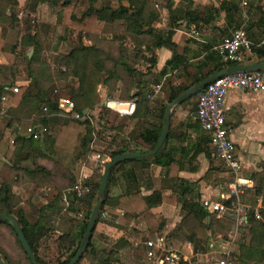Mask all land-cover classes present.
<instances>
[{"label": "trees", "instance_id": "1", "mask_svg": "<svg viewBox=\"0 0 264 264\" xmlns=\"http://www.w3.org/2000/svg\"><path fill=\"white\" fill-rule=\"evenodd\" d=\"M17 1L13 0L15 3ZM79 1L35 0L31 5L36 11L44 3H53L57 8V29L62 28L64 31L73 29L80 34L78 45L62 51L65 53L63 61L68 68L72 69L71 76L74 77L71 99L74 102L75 111L80 113L82 118H60L58 88L44 87L40 80L32 74H30V82L25 86H20L19 92H9L13 105L6 111L0 112V124L10 113L8 116L11 117L5 124V129L11 130L15 135L12 149L8 154L7 136L0 125V214L13 215L18 219L39 264H69L77 253L95 203L99 200V188L104 174L99 166H106L111 159L122 153H146L154 149L164 130L167 105L190 87L229 66L264 60V46H253L249 52H245L242 63H224L217 53H213L214 56L208 57L209 62L196 65L197 74L189 78L188 84L170 86L166 103H160L158 100L153 102L147 99L148 93H145V89L149 85L160 83L163 79L162 72L158 69L157 52L163 48L175 52L177 45L173 41V36L180 22L187 21V28L195 24L192 30L199 31L198 25L202 18L194 11L175 8V0H166L165 6L169 13L168 22L166 29L159 31L156 24L161 19V13L151 0H89L88 9L80 17L76 15ZM236 7V0L224 1L221 5V8L226 9L228 13ZM233 16H236V13H233ZM108 31L117 32L113 39L119 42L118 54L115 53L112 45L102 46V43L86 42L88 38L107 41L105 34ZM37 35V33L29 35L26 43L35 49L33 58H30L32 61L36 60L42 49V42ZM61 36L60 34L59 37ZM128 38L133 43L135 58L147 64L144 73L137 67L134 59L125 54L124 43ZM5 56L9 62H13V56L7 53ZM183 66L186 73L188 67ZM206 67L210 69L203 72ZM179 71L181 72L182 69ZM61 74H63L62 71ZM147 76H149L148 80L145 79ZM119 83L121 84L120 100L128 101L138 97L136 113L129 118L141 123L138 138L148 146V149L133 148L129 141L124 139L120 146L112 149L109 158L103 164L100 162L98 167L92 169L87 182L91 186V191L76 199L81 205H85L86 210L83 218L75 226L73 225L75 218L71 211H80L78 208L80 204H76L75 200L72 202V208H67L62 202L64 194L81 181L84 161L92 151L95 139L106 131L126 130L124 124L107 127V115L112 110L105 105L101 106L97 115L94 114L97 106L101 104L99 85L103 84L117 90ZM203 89L173 110L170 132L163 152L160 149L156 155L149 158H134L120 162L111 169L109 182L122 165L134 162L140 165V179L145 182L146 186L151 180L152 164L165 167L167 178L173 179V182L168 180L172 184L176 180L181 181L178 176L180 165L174 159L172 149H169L167 145L170 138L180 133L179 130L184 124L186 113L197 111L198 95ZM6 92V86L0 84V103ZM87 109L90 112L86 114ZM35 113L39 114L38 118L33 116ZM56 124H59V128L53 132L52 126ZM39 126L42 127L41 130ZM31 128L35 132L30 131ZM130 134L133 137V133L130 132ZM207 152L215 154L214 149H208ZM253 179L255 193L263 197L264 203V172L254 174ZM181 182L180 187L169 182L173 191L171 195H165L161 190L144 195L138 188L130 196H120L116 207L122 209L124 213L116 216L118 222L129 225L139 215L155 207L163 204L176 205L181 202L186 215L165 235L167 241L175 247L181 246L184 241H191L196 249L205 252L208 249L211 235L217 230H231L234 222L227 218L204 222L207 212L201 206L199 196L190 195L187 181L182 180ZM18 185L35 186L37 189H48L53 192L47 204L39 209V218L35 224L30 223L24 211L19 208L22 198L14 191V187ZM163 186H167L165 180ZM108 200L107 188L99 218L105 211ZM5 229L13 233L21 250V252L11 254L0 245V255L5 262L7 264H20L21 262L32 264L15 229L7 221L0 220V231L7 239ZM160 230L162 231L161 228ZM95 232L96 226L88 248L77 264H114L117 252L108 248L98 249L94 243ZM51 241L58 243L56 251L52 250ZM124 245L125 239L123 238L113 246L122 247ZM230 264H264V218L263 220L256 219L253 211L249 212L248 222L242 230L240 253L232 254Z\"/></svg>", "mask_w": 264, "mask_h": 264}, {"label": "crops", "instance_id": "2", "mask_svg": "<svg viewBox=\"0 0 264 264\" xmlns=\"http://www.w3.org/2000/svg\"><path fill=\"white\" fill-rule=\"evenodd\" d=\"M153 1L155 5V0ZM224 1L231 0H175V8L183 11H194L202 18V21L198 25L199 31L195 32L192 30L196 26L195 24L191 28H187V21H181L173 36V41L177 45L176 51L172 52L167 48H163L157 52L158 69L159 72H162L163 77L161 82L165 79L163 94L157 98L160 103L167 102L170 86L188 84L189 78L197 74L196 65L209 62L208 57L214 56L213 53H216L213 47L219 44L227 35H230L235 28H244L254 46H259L264 41V0H236L237 7L231 13L221 8ZM245 1L248 2L247 5L243 4ZM165 3L166 0L161 3L160 8H157L161 13V19L156 24L159 31L166 29L168 22L169 13ZM54 7L57 10L55 5ZM88 7L89 0H80L76 7V15L82 16ZM38 9H40V6ZM233 13H236V16H233ZM164 18L167 19L166 23L163 21ZM127 41L133 45L129 38L125 40V42ZM86 42L88 43V41ZM110 44L113 43L102 41L101 45L108 46ZM116 45H119V42H116ZM132 47L134 48V46ZM114 49L115 53L118 54V49L115 46ZM29 58L31 57L29 56ZM260 62H264V60L241 65ZM1 65H7L4 57L0 58ZM183 65L188 67L186 73L183 70ZM209 69V67H206L203 72H207ZM147 79H149V76H147ZM0 84L6 86V88L8 86L1 78ZM6 104L7 107L13 105L11 94H9ZM156 112L158 113V110ZM225 113L227 125L231 129V138L236 144L237 154L242 163L241 174L253 179L254 174L264 172V92L230 90L225 100ZM179 131L178 135L169 139L167 145L169 149H172L174 159L180 165L179 178L181 181H187L190 195H198L199 202L202 198L217 200L219 194L226 192L225 185L231 179V176L215 154L207 152L208 149H213L210 135L201 128L195 111L186 113L184 124ZM131 135L128 132L126 139L133 148L148 149V146L138 138V133L133 137ZM94 145L87 157L89 160L84 161L82 168L89 179L92 164L100 163V161L92 158V154L97 151ZM165 147L166 143L161 148L162 152ZM221 165L224 169L220 167ZM100 169L104 172L103 166H100ZM150 173L151 180L148 181V186H146L145 182L140 179V165L136 162L127 163L122 165L109 182V200L105 205V211L98 219L94 243L98 249L108 248L117 252L114 264H146V260L141 261L138 256L140 252L146 250L145 240L157 235L168 234L186 215L182 203L178 202L176 205L163 204L155 207L139 215L129 225L118 222L116 216L124 213L122 209L116 207L120 196H130L138 188L144 195L151 194L155 190H161L165 195L172 194L173 191L170 186L172 183L168 180L173 182V179L167 178L165 167L152 164ZM164 180L167 182V186H163ZM181 181L176 180L172 185L180 187ZM70 189L62 199L67 208H72V202L78 199ZM14 191L21 196L22 202L19 208L24 211L27 220L32 224L38 221L39 209L47 204L49 196L53 195L51 190L37 189L35 186L29 187L27 185L15 186ZM65 196H67V201H64ZM241 199L249 207H256L263 203V197L255 193L254 187L249 189ZM75 203L80 204L78 200ZM78 208L80 211H71L75 218L73 221L75 226L83 218L86 210L85 205L80 204ZM35 211H37L36 215L34 214ZM204 222H207L206 217ZM221 230H217L211 236L217 235ZM123 238L125 239L124 246H113ZM241 238L235 247V253L237 254L240 253ZM189 243L194 245L191 241H184L181 247L187 246ZM50 245L52 250H57L58 243L51 241Z\"/></svg>", "mask_w": 264, "mask_h": 264}, {"label": "built area", "instance_id": "3", "mask_svg": "<svg viewBox=\"0 0 264 264\" xmlns=\"http://www.w3.org/2000/svg\"><path fill=\"white\" fill-rule=\"evenodd\" d=\"M165 0H155L156 8H160ZM247 5L248 2H244ZM163 21L166 23L167 19ZM195 32V31H194ZM254 46L249 39L246 30L242 27L235 28L219 44L213 47L224 63H242L245 51H250ZM264 46V41L259 44ZM239 66V65H238ZM165 79L152 85V90L147 94V99L153 100L163 94ZM7 92L2 96V104H6L9 92L17 93L20 86L17 83L7 86ZM230 90L264 92V69L261 71H237L226 73L207 84L198 95L196 118L201 128L210 135L211 146L216 157L224 164L231 179L225 185V193L218 195L217 200L202 198L200 204L207 212L206 221L212 219L227 218L234 222L231 230L223 229L217 235L211 236L208 249L202 252L196 249L192 243L187 246L175 247L168 243L165 235H157L147 238L144 242L146 247V264H230L232 254L238 244L242 230L248 222V214L253 211L258 220L264 218V204L249 207L242 201L241 197L255 185L251 177L241 174L242 163L237 154L236 144L231 138V129L227 125L225 113V100ZM102 103L107 108L121 117L133 116L137 110L138 97L128 101H122L110 96L103 97ZM115 106H111V102ZM59 115L67 118H82L75 111L74 102L70 97L59 96ZM90 112V111H89ZM42 127L39 126V130ZM30 131H34L33 128ZM35 132V131H34ZM92 158L102 164L107 160L100 152H94ZM105 166H103V170ZM81 181L76 183L70 191L78 198L83 197L91 191L87 183L89 176L82 171ZM67 201V196L64 197Z\"/></svg>", "mask_w": 264, "mask_h": 264}, {"label": "rangeland", "instance_id": "4", "mask_svg": "<svg viewBox=\"0 0 264 264\" xmlns=\"http://www.w3.org/2000/svg\"><path fill=\"white\" fill-rule=\"evenodd\" d=\"M34 1L35 0H18L15 3L13 0H10V2L9 0H0V58L4 57L7 62V65L0 66V78L9 86L14 83L19 84V86H25L30 82V74H32L40 80L44 87L49 89L58 88V97L62 95L71 98L74 77L71 76L72 69L68 68L63 61L65 53L62 50H69L78 45L80 34L73 29L65 31L62 28L57 29V10L54 9L55 7L53 3H44L43 6L40 5V9L37 8V10L34 11L32 7L33 5H31ZM151 1L154 2L153 0ZM12 18H14V20H12ZM55 32H57L56 35ZM35 33L38 34L37 36L42 42V49L36 60L32 61V59L28 57L33 50L31 53V58H33L35 49L32 45L26 43L28 42L29 35ZM116 33L117 32L114 31H108L105 35L108 38L107 41L113 43L110 45L117 48V40L113 39ZM60 34L62 35L61 37H59ZM118 34H121V32H118ZM96 39L97 38H88L86 41H88V43H102V41ZM132 46L133 45L129 41L124 43L125 54L133 58L137 67L144 73L147 64L140 59H136L135 56L132 57ZM6 53L13 56V62L8 61L5 56ZM61 71L63 74H61ZM145 79H147V77ZM151 90L152 85H149L145 89V93H149ZM98 91L101 98V104L95 109V115L99 113L101 106L103 105L102 95L103 97L110 96L120 99L121 84L119 83L117 90H113L110 87L100 84ZM156 100L157 98L153 99V102ZM7 106V104L0 103V112L6 111L7 108H9ZM8 115H10V113ZM8 115L5 116V120L0 125L7 136V144L9 145L8 154H10L15 135L11 130L5 129V124L11 117ZM33 116L38 118L39 114L35 113ZM60 118L65 117L61 116ZM107 121L108 128L110 126L117 127L124 124L127 129L122 132L106 131L102 136L95 139L94 146L97 152H100L105 159L109 158L112 149H115L122 144L123 140L126 139V134L128 132L136 135L141 127V123L138 120L121 117L113 111L108 113ZM58 128L59 124L53 125V132H56ZM88 160L89 159H87V161ZM96 166L98 167L99 164H92V169L96 168ZM220 167L224 169L223 165ZM34 214L36 215L37 211H35ZM5 231L7 232L8 238L6 239V237H4L5 235L0 231V245L10 251L11 254L21 252L13 233L7 229H5ZM138 256L140 257L139 260L143 261L145 259V263L147 262L145 251L140 252Z\"/></svg>", "mask_w": 264, "mask_h": 264}, {"label": "water", "instance_id": "5", "mask_svg": "<svg viewBox=\"0 0 264 264\" xmlns=\"http://www.w3.org/2000/svg\"><path fill=\"white\" fill-rule=\"evenodd\" d=\"M33 52V50H32ZM31 52V53H32ZM29 54L31 57L32 54ZM264 69V62H260L257 64H250V65H239V66H229L226 69L217 72L211 76H208L207 78L201 80L194 86L190 87L186 92H184L182 95H180L177 99H175L173 102L169 103L167 105V111L165 115V126L164 130L160 136V139L155 146L154 149H152L149 152L146 153H139V152H127V153H122L111 159L105 166L104 169V174H103V179L100 183V188H99V200L96 202L92 214L90 216L89 224L87 227V230L85 232L84 238L80 244V247L75 254V256L72 258L69 264H77L80 260V258L85 254L86 249L88 248V245L90 243V240L92 238L93 230L96 226V223L98 221L100 211L102 208V205L105 201L106 198V193H107V188H108V183H109V178L111 174V169L118 165L120 162L129 160V159H134V158H149L154 155H156L159 150L164 146L165 141L169 135L170 132V126H171V114L173 110L179 106L182 102H184L186 99L190 98L193 96L196 92L204 88L207 84H209L211 81L215 80L216 78H219L223 74L226 73H231V72H237V71H261ZM89 109L85 110V113H89ZM0 220H5L7 221L16 231L18 239L24 248L25 252L30 258V261L32 264H39L37 261L35 254L33 252V249L27 240L23 229L18 221V219L9 214H0ZM0 264H7L3 257L0 255Z\"/></svg>", "mask_w": 264, "mask_h": 264}, {"label": "bare ground", "instance_id": "6", "mask_svg": "<svg viewBox=\"0 0 264 264\" xmlns=\"http://www.w3.org/2000/svg\"><path fill=\"white\" fill-rule=\"evenodd\" d=\"M115 105H116L115 102L112 101V102H111V106H115Z\"/></svg>", "mask_w": 264, "mask_h": 264}]
</instances>
